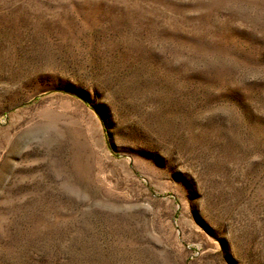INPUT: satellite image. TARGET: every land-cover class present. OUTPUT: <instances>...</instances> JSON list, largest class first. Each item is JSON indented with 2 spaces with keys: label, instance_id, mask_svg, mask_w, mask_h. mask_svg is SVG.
<instances>
[{
  "label": "rangeland",
  "instance_id": "1",
  "mask_svg": "<svg viewBox=\"0 0 264 264\" xmlns=\"http://www.w3.org/2000/svg\"><path fill=\"white\" fill-rule=\"evenodd\" d=\"M0 264H264V0H0Z\"/></svg>",
  "mask_w": 264,
  "mask_h": 264
}]
</instances>
